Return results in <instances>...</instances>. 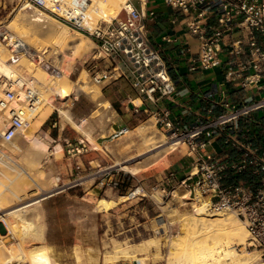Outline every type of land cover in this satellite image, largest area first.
<instances>
[{"label":"rangeland","instance_id":"obj_1","mask_svg":"<svg viewBox=\"0 0 264 264\" xmlns=\"http://www.w3.org/2000/svg\"><path fill=\"white\" fill-rule=\"evenodd\" d=\"M25 4L26 0H0V26L7 27L16 17L28 14L29 10L24 9ZM45 13L53 16L49 12ZM87 42L90 48L87 54L66 47L61 48L55 42H52L53 45L49 41L39 42L38 46L36 45L47 59L60 61L59 64L55 62L56 67L61 70L56 75H50L42 65L30 60L14 66L24 77H36L34 80L36 88L53 107L71 110L76 121L94 136L99 145L101 144L100 147L92 144L90 139L74 129L69 122L58 116V113L57 128H51L46 121L55 113V109L50 105H43L23 130L29 138L40 140L45 146L47 156L41 167L35 170L37 173L35 179L42 185L44 191L33 186L34 182L27 175L19 177L16 173V178L13 174L15 172L7 170V177L0 178V192L4 191L2 197L7 196L5 202L10 205L11 195L9 196V191L4 185L14 188L19 184L20 191L23 189L19 191L22 201L9 208L35 197H41L43 193L51 195L42 202L45 209L44 222L50 240L49 246L54 252L56 251V258L61 264H173L178 260L172 261V258L176 259L182 249L191 243L189 233L192 228L191 218H194V205L187 203L195 201V205L200 207L202 204L205 206V203L207 205L208 202L206 197L198 199L197 193H190L180 186H177L178 190H175L177 187L173 190L171 197L164 198L155 187L163 181L177 160L188 159L189 149L182 142L149 164L150 166L140 167L141 171L135 175L130 170L123 169L125 165L136 166L142 164L144 160L154 158V153L172 144L170 139L174 136L160 125H156V120L153 118L141 122L128 134L119 135L114 139L109 137L114 106L104 94L108 82L94 84L91 81L90 67L84 63L92 54L94 44L91 39ZM40 43H43L44 47ZM2 44L0 42L1 46ZM99 67L103 65L100 63ZM63 76H69L70 81L68 80L65 85L68 88L70 84L72 94L69 97H62L57 92L61 86H64L61 84ZM83 81L88 92L99 90L110 104L111 111L108 116L102 111L97 100H93L92 95L74 92L75 86H84ZM0 95V98L3 97L2 87ZM150 122L153 123V127L147 129ZM145 129L148 133L159 132L162 139L168 143L157 149L147 148L141 137ZM65 140L73 144L83 140L88 150L75 155L68 153ZM18 153L16 152L17 157L14 160L26 166L27 164L22 160L24 157H18L20 154ZM119 161L125 162L120 164ZM134 193L136 196H132ZM184 194L187 197H183ZM100 198H106L114 203L120 202L113 203L111 209L101 210L96 208ZM207 212L215 214L208 210V205ZM223 216L236 219L242 224L232 214ZM247 237L246 231L245 242H234L236 252L240 256L249 254L254 258V262L259 264L257 253L242 249ZM1 241H5L9 249L19 243L14 234L2 229H0ZM40 245L37 242L28 243L30 247ZM117 246L118 250L115 248ZM116 251L119 252V258H115ZM123 252H128L129 257H124ZM13 264L27 263L17 260Z\"/></svg>","mask_w":264,"mask_h":264},{"label":"built area","instance_id":"obj_2","mask_svg":"<svg viewBox=\"0 0 264 264\" xmlns=\"http://www.w3.org/2000/svg\"><path fill=\"white\" fill-rule=\"evenodd\" d=\"M96 1L26 0L25 6L49 12L72 30L91 39L94 49L84 64L90 67L89 73L94 84L132 80L133 87L153 104L161 98L172 99L177 90L176 84L147 36L146 8L150 0H137L138 4L134 0H124L119 16L109 19L91 16ZM163 2L170 9L189 13L205 4L206 0ZM216 4L221 6L223 16L219 19L221 27L214 35L207 36L198 25H190L191 31L198 34L200 40V52L198 58L193 60L191 69L198 67L207 70L220 66L219 53L224 35L236 27L249 38L247 42L242 39L237 41V50L248 55L249 59L238 71L229 72L228 78L242 87L259 85L264 76V47L258 44L256 34H264V0H217ZM0 40L8 50L9 64L18 65L28 59L42 65L50 75L61 72L55 61L30 48L23 39L7 31L6 26H0ZM100 63L103 67H99ZM34 80L31 82L35 85ZM0 84L4 87L3 97L0 98V117L6 115V126L1 136L9 142L18 129L27 124L30 110L37 106L42 95L27 84L20 85L16 79L1 75ZM263 105L232 106L228 114L202 122L186 131H181L177 124L162 113L158 120L162 129L187 145L194 164L180 182H175L177 172L169 171L155 187L164 198L171 197L177 186L184 187L190 193H197L198 199L206 197L209 211L234 215L248 234L242 249L257 253L259 264H264V126L260 143L255 145L248 141L245 134L237 136L228 133L225 125ZM226 106L229 107L228 104ZM57 113L55 110L49 117L55 118L51 125L53 129L57 128ZM126 131L124 128L111 137L117 138L126 134ZM220 138L239 154L236 160L231 161L209 151V147ZM64 142L68 153L73 155L88 150L83 140L77 144L69 140ZM235 177L240 180L227 182ZM132 196H136L135 193Z\"/></svg>","mask_w":264,"mask_h":264},{"label":"bare ground","instance_id":"obj_3","mask_svg":"<svg viewBox=\"0 0 264 264\" xmlns=\"http://www.w3.org/2000/svg\"><path fill=\"white\" fill-rule=\"evenodd\" d=\"M62 1L68 2L69 0ZM123 1L124 0H97L96 8L92 11L91 16L95 18L102 17L107 19L116 18V16L120 12V7ZM26 8L29 10L27 12L29 16H27L28 14H26L23 16H19L18 18L16 17V19L12 21L6 27V29L12 34L23 39L30 46V48L38 50V52H40L41 50L37 48V44L39 42L44 43L46 41H49V43L51 44L52 42H55V44H59L61 48L66 47L69 50L83 52V54H87V52H89L88 50L90 48H88L89 44L87 41H90V38L88 36L82 34L79 31L72 30L68 25L58 21L53 16L39 10L38 8L26 6L24 9ZM71 31H74V33H72ZM43 43L40 44L43 46ZM8 56L9 54L7 48L4 46V44H2V46L0 45V75L16 79L20 85L22 83L27 84L42 95V98H40L37 106L30 110L27 118V121H30L31 118L37 113L39 108H41L43 105H50L52 107L53 105L43 95V93H41V91H39L36 86L32 84L31 80L33 78L36 79V77H23V75H21V72H19V70H17L14 65L9 64ZM26 60L28 59H24L21 63ZM55 62H57V64L60 63L59 60ZM68 77H62L61 84L64 86H61L57 90V92L62 97H69L72 94V92L70 91L71 87H69L70 84L68 83V88H66L65 86L67 81L69 80ZM82 83V85L84 86H75L74 92L77 94H85L87 96L92 95L93 100H97V102L99 103L98 105L102 107V111L106 115H109L111 106L106 101L104 96L99 92V90L88 92L85 88V82L83 81ZM1 87L2 89L4 88L3 85L0 84V88ZM53 108L57 110L58 114L64 120L69 122V124H71L74 129L83 134L84 137L90 139L92 144L94 143L97 147H100L101 144L99 145L94 136H92L88 132V130H86L82 126V124L76 121L71 110L56 107ZM5 123L6 115H3L0 117V178L7 177V170L15 172L13 173L14 175L17 173L16 175L19 177L27 175L34 182L33 186L35 185L43 192L44 190L41 187L42 185L39 184V182L35 179V176L37 174V169L41 167L42 163L44 162L43 160L47 156L44 144L40 140L33 138L31 139L28 137V135L25 134L26 132L23 129L27 127L28 122L18 129V132L11 141L6 142L1 136L2 132L4 131L3 128L6 126ZM151 127H153L152 122L149 123V127L147 129ZM129 132L130 130H127L126 134H128ZM141 137L143 143L149 149H157L168 143L162 139L163 137L159 132L153 131L148 133L146 132V129L142 131ZM170 142H172V144L168 148L154 153V158L144 160L142 164L136 166L125 165L123 169H128L135 175L141 171L139 169L140 167L148 166L152 162L164 156V154L171 148L182 143L177 137H172L170 139ZM16 152L20 153H18V157H24L25 160L23 158L22 160L25 161V163L27 164L26 166L25 164L21 165L20 163H18V160H14L15 157H17ZM124 162L125 161L120 163L119 161L120 164H123ZM32 171H35V173H33ZM16 175L15 177L17 178ZM4 186L6 187V190L9 191V196L11 195V197L9 198V203L11 201L13 203L11 202V204L8 205L5 202V197L7 196H3L4 198L2 197V195L4 194V191L2 190L0 192V229L14 234L15 237L18 238L19 243L17 246H13L11 249H9L6 247L5 241L0 242V264H13V262L17 260L27 264H61V262H59L60 260L56 258V251L54 252V250H52L49 246L50 240L47 236V227L44 222L45 209L42 202L51 195H48V193H43L41 194V197H35L32 200L14 206L13 208H9L14 204L22 201V199L20 198L21 193L19 194L21 188L19 184H16L14 188H8L7 185ZM178 188L179 187H177V189L175 190H178ZM117 189L118 191H120L118 187ZM176 192L174 191V193ZM183 197L187 196H185L184 194ZM113 203L114 202L109 201L106 198H100L96 208L101 210L111 209L114 204H116ZM187 204L192 206L194 205V218H191L192 223L190 224L192 228L190 233L188 231L189 229L187 230L189 235L191 236V243L189 244V246L182 249L181 254L176 257V259L172 258V261L178 260L173 262V264H256V262H254V258L249 254L240 256L236 252V248L233 245L234 242H245L246 230L242 224H240L236 219L223 216L224 214L222 215L220 213H208L207 205L209 204L206 205L205 203V206H203L202 204V206L200 207L195 205V201L194 203L190 202ZM30 242H37L41 245L30 247L28 246V243ZM115 248L116 250H118L119 247L117 246ZM115 253V258H119V252L116 251ZM123 253L124 257H129L128 252Z\"/></svg>","mask_w":264,"mask_h":264},{"label":"crops","instance_id":"obj_4","mask_svg":"<svg viewBox=\"0 0 264 264\" xmlns=\"http://www.w3.org/2000/svg\"><path fill=\"white\" fill-rule=\"evenodd\" d=\"M216 1L206 0L205 4L189 13L170 9L163 0L149 1L145 21L148 40L165 62L177 90L172 99L161 98L153 104L133 87L132 80L108 82L104 94L114 106L109 137L124 128L135 129L141 122L153 118L156 125L162 127L158 122L162 113L177 124L181 131H186L202 122L228 114L232 106L238 108L264 103V76L259 85L248 87H242L228 78L229 72L238 71L249 59L248 55L237 50V41L242 39L247 42L249 38L236 27L224 35L219 53L220 66L207 70L198 67L191 69L193 60L198 58L200 52V40L199 35L191 31L190 25H198L207 36L214 35L221 27L219 19L223 16L221 6L217 5ZM135 3L138 4L137 0ZM256 40L264 47V34L257 33ZM54 120L55 118H48L47 125L51 126ZM263 126L264 105L247 115L228 121L225 128L233 135H247L248 141L258 145ZM209 151L231 161L239 157V154L221 138L209 147ZM174 164L170 171L177 172L175 182H180L190 171L194 159L189 154L188 159H179ZM239 180V177H235L227 182Z\"/></svg>","mask_w":264,"mask_h":264}]
</instances>
